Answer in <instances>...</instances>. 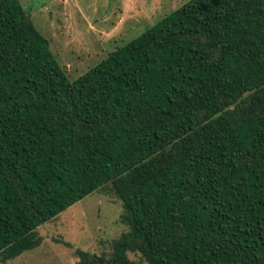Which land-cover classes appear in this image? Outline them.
I'll return each instance as SVG.
<instances>
[{"label":"trees","instance_id":"trees-1","mask_svg":"<svg viewBox=\"0 0 264 264\" xmlns=\"http://www.w3.org/2000/svg\"><path fill=\"white\" fill-rule=\"evenodd\" d=\"M108 184L129 230L77 264H264V0H188L74 81L0 0V256Z\"/></svg>","mask_w":264,"mask_h":264},{"label":"rangeland","instance_id":"rangeland-1","mask_svg":"<svg viewBox=\"0 0 264 264\" xmlns=\"http://www.w3.org/2000/svg\"><path fill=\"white\" fill-rule=\"evenodd\" d=\"M70 81L111 51L142 34L188 0H20ZM124 206L111 184L87 195L38 228L42 243L0 264H77L76 248L112 253L113 240L129 230ZM57 240H65L72 247ZM138 264H147L130 252Z\"/></svg>","mask_w":264,"mask_h":264}]
</instances>
